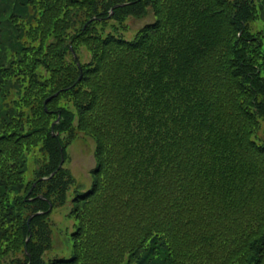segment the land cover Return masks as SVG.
<instances>
[{"label": "trees", "instance_id": "1", "mask_svg": "<svg viewBox=\"0 0 264 264\" xmlns=\"http://www.w3.org/2000/svg\"><path fill=\"white\" fill-rule=\"evenodd\" d=\"M0 264H264V0H0Z\"/></svg>", "mask_w": 264, "mask_h": 264}, {"label": "rangeland", "instance_id": "2", "mask_svg": "<svg viewBox=\"0 0 264 264\" xmlns=\"http://www.w3.org/2000/svg\"><path fill=\"white\" fill-rule=\"evenodd\" d=\"M154 11L151 9L148 15L142 19L128 18L126 28L120 29V34L126 40H133L138 32L149 23L154 22ZM93 142L90 139L76 141L68 150L69 160L67 168L71 171L80 186V192L89 190L92 179L90 171L95 166L93 154ZM72 197V196H71ZM71 209L70 203L62 209H57L51 216L53 248L46 255V259L67 256L68 250L72 246L70 241L71 234L75 231V222L67 218Z\"/></svg>", "mask_w": 264, "mask_h": 264}, {"label": "water", "instance_id": "3", "mask_svg": "<svg viewBox=\"0 0 264 264\" xmlns=\"http://www.w3.org/2000/svg\"><path fill=\"white\" fill-rule=\"evenodd\" d=\"M130 4H132V3H130ZM126 5H128V4H118V5L114 6V7L111 9V12H110L109 17L113 15L115 9H117V8H123V7H125ZM93 20H96V18L91 19L90 22L93 21ZM72 53H73V55H74V59H77V55L75 54V52H74L73 50H72ZM78 67H80V64H79V63H78ZM81 76H82V74H81ZM80 78H81V77H80ZM79 80H80V79H79ZM58 94H59V93H56V94H54L53 96L49 97V98L45 101V105H47V104H48L53 98L57 97ZM59 120H60V118H58V119L55 121V123H53V125H52V134H53V136H56V135H57V134H55V132H54V127H55V125L59 122ZM61 151H62V148H61ZM63 164H64V157L62 156V158H61V162H60V164H59L57 170L54 171V172L51 174V176L41 178L40 181H46V180H50L51 178H53V177L55 176V174H56V173L62 168ZM35 186H36V183L33 185V188H34ZM51 208H52V206H50V209H49V210H51ZM43 214H45V213H43V212H38V213H36V214H33V215L29 218V220H28V226H29L31 220H32L34 217H36V216H40V215H43ZM26 251H27V246H26ZM28 255H29V254H28Z\"/></svg>", "mask_w": 264, "mask_h": 264}]
</instances>
